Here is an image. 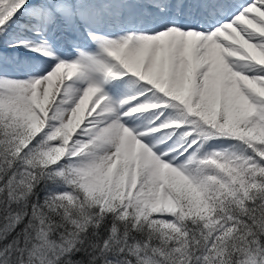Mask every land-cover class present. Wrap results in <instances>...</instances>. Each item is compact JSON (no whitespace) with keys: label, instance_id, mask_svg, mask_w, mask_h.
<instances>
[{"label":"snow or ice","instance_id":"6c2138e0","mask_svg":"<svg viewBox=\"0 0 264 264\" xmlns=\"http://www.w3.org/2000/svg\"><path fill=\"white\" fill-rule=\"evenodd\" d=\"M0 264H264V0H0Z\"/></svg>","mask_w":264,"mask_h":264}]
</instances>
